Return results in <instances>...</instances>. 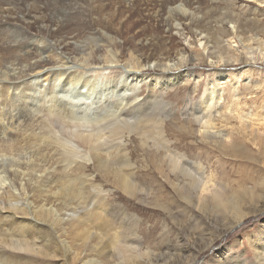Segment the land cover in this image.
<instances>
[{
    "label": "rangeland",
    "instance_id": "1",
    "mask_svg": "<svg viewBox=\"0 0 264 264\" xmlns=\"http://www.w3.org/2000/svg\"><path fill=\"white\" fill-rule=\"evenodd\" d=\"M156 3L149 0L148 4H143L141 7L129 8L128 5L118 0V3L113 6L112 10L114 12L111 10L108 13L104 12L102 15L103 18H110L114 14L116 16L114 23L122 22L118 24L121 27L122 36L116 40L117 44L120 43L123 46L122 51L124 49L127 51H123L122 56L127 54L137 56L136 59L140 62L142 69L145 70L143 74L148 76V82L146 81L145 84L135 85L134 82L131 83L129 85L130 90L127 92L129 95L126 97L128 101L142 105L139 110L134 112V115L140 117L141 120L143 119L142 123L139 124V126H144L140 132L141 141L147 139L151 142L150 147L153 145L152 141L157 138L154 119L159 118L164 121L162 133L166 145L160 147L156 152L157 150L154 147L152 149L143 147L136 132L126 131L123 138L126 148L125 153H128L129 163L135 168V181L131 191L129 193L122 192L110 183L105 182L89 162L87 173L95 177V185L97 187L101 186L102 189L99 193L97 188H89L88 191L92 195L86 193L84 201L90 205L89 208L92 212L95 210L103 213V209L104 211L106 209L105 214H103L106 219L101 221L108 222V226L103 228V237L105 238L114 234L130 235L136 230V234L142 240L145 237V242L141 240L142 250L147 247L155 253L159 251L165 253L170 250L175 254L178 251L187 252L184 257L192 253L196 254V260L191 264H211V258L214 260L215 257L220 258L222 255L226 256L225 260H228V264H240V260L245 261L244 264H264V250H261L260 255H258V250L256 251L255 246L248 242L247 239L250 240V238L246 237L256 233L258 236L264 234V59L258 54V44L248 41L250 37L264 40V34L257 32L258 29H264V0H196L192 6V10L195 11H193L195 13L194 19L178 27L175 22L167 27L160 23V19L155 20V13L159 12L164 19L165 16L169 15L166 9L163 10ZM45 4V0L38 2V6L42 7L40 12H43ZM121 13L123 14L120 15ZM29 19H27V23L30 34L28 33L27 40H31L37 45L36 43L39 41L36 35L37 24L33 17ZM0 27L2 28V26ZM8 27L9 30L4 27L9 32H7L9 35L6 41L18 42L24 40L23 31L25 30L23 28L19 31L18 28ZM235 27L238 28L237 35H235ZM110 29L105 27L106 31L104 32L109 35L111 33ZM72 31H74L73 34L78 33L77 30ZM85 35L89 38L96 37L95 41L88 40L92 44H89L91 48L101 47L100 51L97 50L98 53L95 54V57L103 52L102 49H105V46H108L98 33H86ZM84 44L86 45V43ZM214 45L215 47H213ZM86 46L88 47V44ZM254 51L259 55L258 57L255 56ZM261 51L264 53L263 50ZM149 55L150 57L154 55L156 61L150 58ZM42 56L47 58V65L49 66L58 65L62 67V70H66L67 67L71 66L66 59L63 58L64 60H62V56H57L56 53H45ZM28 63H21L16 58H10L7 61L6 68L7 70L16 69V67L19 68ZM123 64L124 62L118 66L107 65L105 68H102V65L94 64L95 68L92 66V68L84 71L82 67L75 66L72 68L74 72L80 75L91 76L95 81L94 88H96V91L93 90L94 95H89L88 92H86L87 94L83 93L86 95L85 98V96L79 97V89L71 91L69 88L70 90H65L64 93L61 89V94L64 95L62 104L67 103L68 107L72 106L70 105L71 102L76 104L74 108L70 107L73 113L69 118L74 119L76 116L75 119L78 122L95 123L99 119L112 117L127 100L120 93L113 92L106 96V93L101 95L98 91L103 87L112 89L113 85L118 88L122 86L121 82L126 78V73L129 74V72H124ZM179 65H182V67ZM130 66L132 65L130 64ZM164 66L173 67L172 74L164 73ZM3 71L4 69H1V72ZM69 71L70 69L67 72ZM173 74L174 76H181L179 78L180 82L178 81L177 85L170 87L171 85H168L169 81L167 79H169V75ZM154 78L160 81V86L164 85L165 87L152 88L151 84ZM39 79L40 81L35 82L31 80L17 82L10 91L9 100L0 103V110L6 111V117H9L5 130H0V139H7L9 135L28 136L29 131L26 125H28L29 120H39V117L44 116V109L39 110L38 106L34 104L37 100L31 99L30 94L37 93L40 88L38 93L41 96L43 95L42 92L45 94L46 92H56L61 88L62 83L53 85V82L46 81L42 86L43 79ZM27 82L31 84L28 86L31 93L24 94L22 89L27 88L25 84ZM115 86L113 87L115 88ZM49 87H52V90ZM88 95L90 97H87ZM209 98H214L215 101L209 104ZM17 99L20 101H16ZM207 101L208 107L206 105ZM4 104L6 108L3 107ZM190 108H194L192 111L199 109L205 116L199 121L194 120L189 116L191 113ZM20 112L23 116L18 118L17 115ZM210 115L214 118H210ZM193 116H200V114L197 112ZM209 126L214 127V129ZM239 131L243 133L242 136L246 138L245 140H242L240 135L242 133H239ZM209 134H212V137ZM221 141L226 143V148L230 146L229 144L233 145L236 152L225 153ZM244 142H247L248 147L244 149L246 151L239 152L244 148ZM113 144L114 142L109 144L108 147H112ZM71 148L74 153L73 159L80 162L86 159L87 151L75 145H71ZM109 149L111 152L114 150L113 148ZM32 151V148L20 150V161L28 162L34 158L32 156H35V154ZM163 153L170 156H184L193 167L201 169V172H204L205 176L210 178V181L205 184V191L201 193L203 196L200 193L199 196L209 198L210 194L212 195L217 191L224 193L226 198L236 196L238 204L234 206L240 212H251L247 219L220 234L222 230L226 229L225 224H228L227 221L224 223L221 218L222 215L218 214L215 209L197 207V204H191L185 200L188 193L185 189H175L174 185L177 182L174 177L175 173H172L168 168ZM55 158L47 161L58 168L63 166L64 163ZM10 162L9 159L3 161L5 165ZM0 180V193H2L6 186L10 187V181L6 178L5 184H3V179L0 178ZM52 182L55 184L54 177ZM47 186H52V183H47ZM14 188L11 191L18 193V190ZM56 188H60L58 184L51 190L59 192ZM223 189H226V192ZM44 195L46 196V194ZM198 195L194 196L195 201L198 200ZM99 196L104 197L103 201ZM66 199L62 198L59 201L53 200L52 202L56 205L59 203L58 209H63L64 206L62 207V205L67 204L65 201H70L69 198ZM96 200L100 202L94 203ZM28 210L35 212L37 209L30 206ZM221 210L224 211V208L221 207ZM252 210L255 212H252ZM231 212L234 215H230L226 220H233L235 210H231ZM42 218L47 219L48 217L42 216ZM49 225L53 226L50 227ZM0 227H2L0 229L7 231L11 227V223L3 220ZM59 227L60 224L57 221L48 220L43 224L44 230H42L43 235H41L42 239L40 240L48 241L51 247L57 248V246H60L57 243H59V236L63 235V231ZM88 228H91L90 233H95L90 224ZM201 236L205 237L204 240L208 238L209 240L215 238V240L209 248L198 251V247L202 244ZM71 238L74 237L71 236ZM8 246V252H11L14 250L12 247L15 244L9 243ZM229 248H231L230 253L224 254L225 249L228 250ZM30 253H32L30 249H26L19 259L28 261L31 258ZM236 253L237 255H235ZM12 254L14 253L12 252ZM257 256L260 257L257 258ZM217 258L215 259L218 260ZM236 260L237 263H235ZM2 261L3 259L0 258V264H2ZM103 261L109 264H117V262L113 263L114 259L110 256ZM21 264H23L22 261ZM27 264L31 263L27 262Z\"/></svg>",
    "mask_w": 264,
    "mask_h": 264
},
{
    "label": "bare ground",
    "instance_id": "2",
    "mask_svg": "<svg viewBox=\"0 0 264 264\" xmlns=\"http://www.w3.org/2000/svg\"><path fill=\"white\" fill-rule=\"evenodd\" d=\"M32 1L0 0V26H2V28L0 27V103H5L4 101L9 100L11 94L10 91L14 88L17 82H25L29 80L35 82L38 80L40 81L39 78H42V86L46 81L53 82V85H60V83H62V85L61 88L56 91L57 93L46 92L45 94L41 91L43 94L41 96L38 93L41 88L38 90V92L36 91L37 93H31V90L28 88V86L31 84L28 82L25 83L27 88L22 89L24 94L28 92L31 93V99L37 100L34 104L38 106L40 111L44 109L45 114L44 116L39 117V120H29L28 125H26L29 131V135L26 132L28 136L22 137L18 133L19 135H9L7 136V139H0V178L3 179V184H5L6 178L9 179L11 187L10 188L6 186L5 190L0 193V223L3 220L9 221L11 223V227H9L7 231L0 229V258L3 259L2 264H21V261L23 264H27V262H30L31 264H36V262H40L37 264H109L103 261L106 260L108 256L114 259L113 263L117 262V264L193 263L196 260V254L194 255L193 253L184 257V254L187 252L178 251L180 253L177 252V254H175L172 250H170L166 251L165 253H161V251L155 253L153 250H150L147 247L145 250H142V241L145 242V237L142 240L141 237L136 234V230L130 235L121 236V234H114L111 236L108 235L109 237L107 238L103 237V228L108 226L107 221L101 222L102 220L106 219L103 217L106 209L105 211L103 209V213L101 211L97 212L95 210L92 212V210L89 208L90 205L86 204V201H84L85 194H91V192L88 191L90 190L89 188L95 187L99 193L102 189L101 186L97 187V185H95V177L87 173L89 162H91L94 170L105 180V182L110 183L117 189H120L122 192L129 193L131 191L132 185L135 181V168L129 163L130 159L128 153H125L126 148L123 138L126 131H129L130 133L136 132L139 136L142 146L149 149L154 147L157 150L156 152H158L160 147L166 145L165 141H163L164 137L162 133V124L164 121L159 118L154 119V124H156L154 125V128L157 131V138L152 141L153 145L150 147V140L145 139L141 141L140 132L143 130L144 126H139V124L142 123L143 119L141 120L140 117L134 115V112L135 110H139L142 105L137 104L136 102L128 101V98L126 99L127 95H129L127 94V92L130 90L129 85L133 82L135 85H138L139 83L145 84L148 82V76L143 74L145 70L142 69L140 62L138 59H136L137 56L134 57L133 55L128 54V56H122L124 53L123 51H127L125 49L122 51L123 46L120 43L117 44L116 41L118 37L122 36L121 27L118 26V24L122 22L115 24L114 22L116 16L112 12L111 13L113 15L109 14L111 15V17L109 16L110 18H103L102 14L104 12H110L113 9V6L118 3V0H45L46 4L44 6L43 12H40L42 7L38 6V2L40 0ZM121 1L128 5L129 8H135L138 6L141 7L143 4H148L149 0ZM153 1L157 2L163 10L166 9L169 12V15L165 16V19L159 12L155 13V20L157 21L160 19V23L164 24L163 26L166 25L169 27L174 22L175 25L177 23V27L183 26L185 25L184 23H188V21L194 19L195 11L192 10V6L196 0ZM122 14L123 13L120 15ZM31 17L35 19L37 24L36 35L39 38L38 43H36L37 45L31 42V40H27L29 37V26L27 19H31ZM8 26L11 28H18L19 31H21V28H23L25 30L23 31L24 40L18 42H12L10 40L6 41L9 35V32L7 31L9 30L7 29ZM4 27L7 30H5ZM105 27H108V29L112 28L110 29L111 33L109 35L104 32L106 31ZM72 30H77L78 33L73 34L74 31ZM235 30V35H237L236 32L238 28L235 27ZM257 32L264 34V29H258ZM86 33H98L102 40L105 41V43H107V45L111 48L101 45L105 46V49H102L103 52H101L99 56L95 57V54L98 53L97 50L101 49V47H96L95 49H93L94 47L91 48L90 45L92 44H90L88 40L95 41L96 37L89 38L85 35ZM248 41L258 44V54L262 59H264V53L261 51H264V40L250 37ZM84 43H86V45L88 44V47ZM213 47H215V45ZM153 50H155V48H153ZM45 53H56L57 56H62V60L66 59L67 63L71 64V66L69 65L70 67H67L66 70H62V67L58 65L49 66L47 65V58L42 56ZM258 54L256 53L255 56L258 57ZM10 58H16L17 60L21 61V63H29L27 65L24 64L25 66H21V64V67H16V69L12 68L7 70L6 64ZM150 58L154 59V55H152ZM123 62L124 64L122 67L124 68V72H129V74L126 73V78L121 82L122 86L118 88L117 86L113 85L115 86V88L112 86V89L114 88L113 90L103 87V89L101 88L98 91L101 93V95L106 93V96L113 92L118 94L120 93V95L125 97L127 100L121 106V108H119L117 112L112 115V117L108 116L104 119H99L95 123L78 122L75 119L76 116L74 119L69 118L73 113L70 107L74 108L76 104L73 103V106L71 102L70 105L72 106L70 107H68L67 103L65 102L62 104V97L64 95L61 94V89L63 90V93L70 89L71 91L73 89H79V97L85 96V98L86 95L83 93L88 92L89 95H94V91H96V88H94L95 81L91 76L89 77L86 74L80 75L79 73L74 72L72 68L75 66L82 67L84 71L92 68V66L94 67V64L98 66L102 65V68H105L107 65L118 66ZM130 64L132 66H130ZM158 64L160 63L158 62ZM179 66L182 67V65ZM1 69H4V71L1 72ZM68 69H70L69 72H67ZM173 69V67L164 66L163 72L172 74V71H174ZM39 75H41V77H39ZM180 77L181 76H174V74L169 75V79H167L169 81L168 85H171L170 87L177 85ZM151 85L153 86L152 88L165 87L164 85L160 86V81L155 78L153 79ZM49 88L52 90V87ZM89 95L87 97H90ZM16 101L20 100L17 99ZM214 101V98H209V104ZM207 103L208 101L206 102V105ZM3 107H5V104ZM193 109L194 108H190L191 113L189 116H191L194 120L199 121L205 116L199 111V109L192 111ZM197 112L200 114V116H193ZM21 116H23L21 115V112L18 113L17 117L20 118ZM210 118H214V116L210 115ZM8 122L9 117H6V111L3 112L0 110V130L4 131ZM209 127L214 129L212 126ZM239 133L242 132L239 131ZM240 135L242 140L246 139L244 136H242L243 133ZM209 136L212 137V134H209ZM112 142H114L112 147H108V145ZM243 144L244 148L239 152L246 151L244 149L248 147V144L247 142H244ZM71 145H75L76 147L87 151L86 159L84 160L85 162H80L79 160L73 159L74 153L72 151ZM221 145L225 153L236 152L234 146L231 144H229L230 146L226 148V143L221 141ZM26 147L28 149L32 148V152L35 154V156H32L34 158L28 162H22L20 161L21 153L19 152L20 150H26ZM109 148H113V152L109 151ZM163 155L165 156L164 160L168 168L172 173H175L174 177L177 181L174 185L175 189H185L188 193V196H185V200L191 204H197V207L215 209L218 214L222 215V221L224 223L227 221L228 224H225L226 229L222 230L220 234L225 233L234 225H238L243 220L247 219L249 213L251 212H240L238 208L234 206H237L238 204L236 196L226 198L224 193L217 191L212 195L210 194L209 198H202L203 194L201 193L205 191V184L210 181V178L205 176V173L201 172V169L193 167L187 158L177 155L170 156L167 153H163ZM54 157H56L55 159H60L61 162L64 163L63 166L58 168L57 166H52L50 161H47ZM8 159L11 162L8 165H5L3 161H7ZM53 177L55 184L52 182ZM47 183H52V186H47ZM57 184L60 188H56V190H59V192L51 190L54 189ZM13 187H15L14 189L18 190V193L11 191L13 190ZM135 188L137 187L135 186ZM223 191L226 192V189H223ZM199 193L202 196H199ZM44 194H46V196ZM197 195L199 198L197 201H195L194 196ZM99 197L103 201L104 197ZM49 198L51 199L49 200ZM62 198H69L70 201H65L67 204L62 205V207L64 206L63 209H58L59 203L56 205L52 201H59V199ZM99 202V200H96L94 203ZM30 206L31 208L35 207L37 210L35 212H30L28 210V207ZM83 206L84 208H82ZM221 207L224 208V211L221 210ZM231 210H235V216L233 217V220H226L230 217V215H234ZM252 212L255 211L252 210ZM42 216H46L48 218L43 219ZM48 220H52L54 222L57 221L60 224L59 228H61L63 231V235L59 236V243H57L60 244V246H57V248L51 247L48 241L40 240L42 239L41 235H43L42 230H44L43 224H45ZM127 221H129V219H127ZM89 224L95 230L94 234L89 232L91 229L88 228ZM53 225L49 226L51 227ZM209 235L210 233L208 236ZM71 236L74 238L70 239ZM201 237L202 244L198 247V251H203L209 248L211 243L215 240V238H211L210 240L208 238L207 240H204L205 237ZM246 237L250 238V240L247 239L248 242H251V244L255 246L256 251L258 250V255H260V251L264 250V234H260L258 236L256 233L247 235ZM9 243L15 244V246H11L14 249H12L13 251L11 252H8ZM231 248L228 250L225 249L226 252H224V254L230 253L229 250H231ZM26 249H30L32 252L30 253L31 258L28 259V261H23V259L21 260L19 258ZM12 252L14 254H12ZM235 255H237V253ZM259 257L260 256H257V258ZM215 258L214 260H212V258L210 259L211 264H228V260H225V255L217 258L218 260ZM240 262V264H244L245 261L240 260ZM235 263H237V260Z\"/></svg>",
    "mask_w": 264,
    "mask_h": 264
}]
</instances>
